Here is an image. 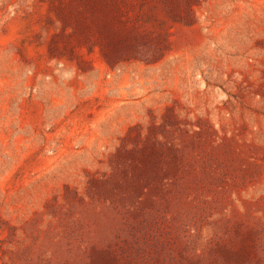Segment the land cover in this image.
Listing matches in <instances>:
<instances>
[{
  "label": "rangeland",
  "instance_id": "374dc122",
  "mask_svg": "<svg viewBox=\"0 0 264 264\" xmlns=\"http://www.w3.org/2000/svg\"><path fill=\"white\" fill-rule=\"evenodd\" d=\"M0 264H264V0H0Z\"/></svg>",
  "mask_w": 264,
  "mask_h": 264
}]
</instances>
